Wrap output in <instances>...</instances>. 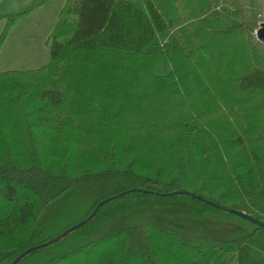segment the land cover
<instances>
[{
  "label": "trees",
  "instance_id": "obj_1",
  "mask_svg": "<svg viewBox=\"0 0 264 264\" xmlns=\"http://www.w3.org/2000/svg\"><path fill=\"white\" fill-rule=\"evenodd\" d=\"M219 2L65 0L49 62L0 72V264L125 190L15 264H264L263 228L172 194L264 222V45Z\"/></svg>",
  "mask_w": 264,
  "mask_h": 264
},
{
  "label": "rangeland",
  "instance_id": "obj_2",
  "mask_svg": "<svg viewBox=\"0 0 264 264\" xmlns=\"http://www.w3.org/2000/svg\"><path fill=\"white\" fill-rule=\"evenodd\" d=\"M32 0H0V14L16 13L27 6ZM220 0L213 4L208 12H218L222 16L237 12V19L252 24L255 30L264 21V0ZM63 0H52L48 5L34 10L27 18L15 23L8 29L7 35L0 46V72L5 70H23L42 67L49 62V46L46 40L52 32L58 18V12ZM6 24L5 18L0 19V34ZM186 24V22L184 23ZM173 30V28H171ZM255 30L253 35L255 36ZM256 39V37H255ZM162 69L161 72L165 71ZM160 71V70H159ZM58 211L57 204L44 207L37 219L42 223L53 217ZM217 218V217H216ZM75 217L68 219L62 225L74 221ZM219 222L231 226L252 230L253 224L236 215L218 217ZM264 246V239L261 241ZM250 253L258 258L264 256V249L247 246ZM235 254L229 257L228 264H237Z\"/></svg>",
  "mask_w": 264,
  "mask_h": 264
},
{
  "label": "water",
  "instance_id": "obj_3",
  "mask_svg": "<svg viewBox=\"0 0 264 264\" xmlns=\"http://www.w3.org/2000/svg\"><path fill=\"white\" fill-rule=\"evenodd\" d=\"M255 37H256V40H257L258 42H260L261 44L264 45V21H263V22L260 24V26L255 30ZM130 191H132V190H125V191H123V192H120V193L115 194V195H113V196H110V197H108V198H106V199H104V200L99 201V202L95 205V207H94V209L92 210V212H91L86 218H84V219H82L81 221H79V222H77V223H75V224L69 226V227L66 228L64 231H62L60 234H58L57 236H55V237L49 239L48 241H46V242H42V243H39V244H36V245H33V246H31V247L25 249V250H24L23 252H21L18 256H16V257L10 262V264H15V263H16L21 257H23L24 255H26V254L29 253L30 251H33V250H35V249H37V248L45 247V246L48 245V244H52V243L56 242L58 239H60L61 237H64V236H65L67 233H69L70 231L76 229L77 227H79V226L85 224L88 220H90V219L94 216V214L98 211L99 207H100L105 201H108V200H111V199L117 198V197H119V196H121V195H124V194L129 193ZM174 193H183V194H186V195H190V196H192V197H194V198H197V199H199V200L205 201V202H207V203H209V204H211V205H213V206H215V207H217V208H219V209H222V210H224V211H228V212H230L231 214L236 215V216H238V217H241V218H243V219H245V220L251 222L252 224H255L256 226H259V227H261V228L264 229V222H262L261 220L255 218V217H253V216H251V215H249V214H247V213H245V212L238 211V210H235V209H232V208H228V207H226V206H222V205H219V204L214 203V202H212V201L206 200L205 198H203V197H201V196H198V195H196L195 193H193V192H191V191H188V190L175 191V192H173L172 194H174Z\"/></svg>",
  "mask_w": 264,
  "mask_h": 264
},
{
  "label": "crops",
  "instance_id": "obj_4",
  "mask_svg": "<svg viewBox=\"0 0 264 264\" xmlns=\"http://www.w3.org/2000/svg\"><path fill=\"white\" fill-rule=\"evenodd\" d=\"M65 0H63V3H64ZM63 5V4H62ZM62 7V6H61Z\"/></svg>",
  "mask_w": 264,
  "mask_h": 264
}]
</instances>
